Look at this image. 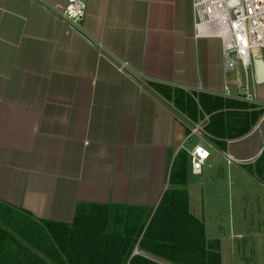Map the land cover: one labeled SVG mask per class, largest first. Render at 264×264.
I'll return each mask as SVG.
<instances>
[{"label":"crops","instance_id":"0c3cea01","mask_svg":"<svg viewBox=\"0 0 264 264\" xmlns=\"http://www.w3.org/2000/svg\"><path fill=\"white\" fill-rule=\"evenodd\" d=\"M84 1L78 34L41 4L0 0V204L39 222L70 224L79 204L156 208L174 159L200 139L188 140L190 126L150 85L224 90L221 42L195 38L193 0ZM205 146L206 167L226 161ZM263 151L264 117L228 144L244 162L230 171L261 187L244 166Z\"/></svg>","mask_w":264,"mask_h":264},{"label":"trees","instance_id":"16d2710c","mask_svg":"<svg viewBox=\"0 0 264 264\" xmlns=\"http://www.w3.org/2000/svg\"><path fill=\"white\" fill-rule=\"evenodd\" d=\"M150 86L194 123L208 117L204 140L219 152L264 117V109L239 100ZM244 169L264 186V151ZM190 174V157L182 150L156 208L79 204L70 224L39 222L0 204V264H222L220 242L207 240L204 222L191 212Z\"/></svg>","mask_w":264,"mask_h":264},{"label":"built area","instance_id":"2783aa9c","mask_svg":"<svg viewBox=\"0 0 264 264\" xmlns=\"http://www.w3.org/2000/svg\"><path fill=\"white\" fill-rule=\"evenodd\" d=\"M231 1L235 2L230 4ZM31 2L48 8L67 31L83 34L82 22L87 11V4L84 0H68L63 7L49 6L45 0H31ZM193 10L196 18L195 38L218 39L222 45L224 90L220 97L227 100H239L264 109V103L257 98L256 89L252 90L250 85L251 80L254 87L257 84L254 75V61L264 60V0H193ZM97 48L101 55L111 61L121 73L126 74L129 71L127 62L111 58L101 44H98ZM238 64L242 67L246 83L239 85V96L234 97L227 78L236 72ZM240 89L243 91L240 92ZM187 93L199 94L201 91H187ZM167 103L190 126L188 140L192 137L200 139L199 143L188 153L191 174L200 177L210 156L204 140L206 136L204 126L209 118L206 117L202 122L194 123L178 112L173 104ZM224 155L229 164H244L229 153H224Z\"/></svg>","mask_w":264,"mask_h":264},{"label":"rangeland","instance_id":"374dc122","mask_svg":"<svg viewBox=\"0 0 264 264\" xmlns=\"http://www.w3.org/2000/svg\"><path fill=\"white\" fill-rule=\"evenodd\" d=\"M227 82L233 94L246 83L240 64ZM250 85L258 96L262 86L254 87L252 80ZM196 143L194 138L187 147L192 149ZM219 156L210 160H216L213 169L204 166L202 176H189L186 190H192L191 212L204 222L207 240L220 242L222 264H264V186L249 183L238 171L232 173L229 168L235 164Z\"/></svg>","mask_w":264,"mask_h":264},{"label":"water","instance_id":"95a60500","mask_svg":"<svg viewBox=\"0 0 264 264\" xmlns=\"http://www.w3.org/2000/svg\"><path fill=\"white\" fill-rule=\"evenodd\" d=\"M235 1H231L230 4L234 3ZM254 75H255V81L258 85L264 84V60L263 59H257L254 61ZM139 254V252L136 250L134 252V255Z\"/></svg>","mask_w":264,"mask_h":264}]
</instances>
